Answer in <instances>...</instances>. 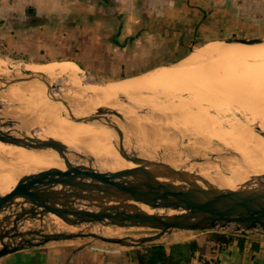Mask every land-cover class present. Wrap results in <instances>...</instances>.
<instances>
[{
	"label": "rangeland",
	"instance_id": "1",
	"mask_svg": "<svg viewBox=\"0 0 264 264\" xmlns=\"http://www.w3.org/2000/svg\"><path fill=\"white\" fill-rule=\"evenodd\" d=\"M54 1L47 6H30L22 9L4 8L1 7L0 2V21L5 19L9 22L6 27L1 29L0 58L7 60L8 62L35 65L64 61L72 62L80 67L84 79H89L91 80V83L99 86L102 84L105 85L135 78L138 79L140 76L141 78H144L148 76V74L164 68L176 70L178 73L188 70L187 75H180V86L183 88L178 89V92L175 91L176 85H172L163 88V91L157 90L158 92L160 91L159 93L157 91H153L154 93L144 92L143 94H146L144 96L150 98L140 97L138 102L132 97L124 95L138 105L137 108H132L126 105L134 110L132 111L133 114H131L132 112L130 114L121 113V108L116 109L129 121V126H127L116 118L119 127L125 134L124 146L128 144L127 146L131 148V151L138 152L142 156L144 155L143 157H146L147 159L149 158L150 162L152 160L160 161L162 158L161 161L165 163L167 161V163H171L170 165L172 166H174L175 163L177 166L174 167L176 168L184 169L192 173L203 174L208 179H214L219 176L232 177L231 171H236L238 165L243 168V164L240 162L239 153H236L234 150L232 151L236 144L235 146L233 144L226 146L218 143L216 134L219 133L220 129L215 128L218 130L217 133L215 129H211V124H208L209 120L208 123L204 121L199 123L202 118L197 113L208 112L209 114H212L213 118L216 117L217 121L221 120L220 122L223 123L225 120L221 125L224 129H228L230 125L234 124L238 125L237 128H239L240 131L245 130L246 132H252L255 135H259L261 130L258 129L257 125L252 123L250 125V123H247L252 122L249 118L250 113L245 110L243 111V109L240 108V106L237 107V105H231L229 108L226 107L224 109L208 107L207 104L199 101V97H194L193 94L204 97L201 93L203 90L206 92H209L211 89L219 91L223 90L222 85L225 81H228V77L232 78V76L236 74H246L247 78H252L253 75H257L264 70V54H259V57L258 55L257 57L254 56L257 60H254L253 66L244 69L239 66V61H236L233 65L226 66L225 63L228 58L230 59V56L229 54L223 53L229 49L264 47L263 45L247 46L226 43V40L234 37L264 38V15L260 18L261 22H259L260 20L254 16L253 0H223L221 2H216L214 0L212 3L213 8L217 7V9H224L235 15L234 19L237 20L236 22L231 18V21L225 24L218 23L217 19H212V16H210V23L207 25L204 24V21L208 17H202L201 20L195 18L194 21L192 16H190L189 8L185 10L183 9L181 15L185 17L179 19H184V21L186 20L187 22L185 21L179 26H181L180 30L185 32V34L187 33L186 35L191 36L186 39H180L182 36L185 37V34L182 36L178 35V24L157 25L151 23L153 20L151 15L155 14L154 16H156V14H161L163 12L170 13L172 8L169 7L164 9H154L151 7L123 8L118 7L117 4H119V2L116 0H113L110 4L105 6L99 5L97 0H78L79 2H77V0ZM30 9H34V12H30ZM131 14H135V16H132ZM20 17L25 19L23 20L24 22L21 23ZM131 17L136 18L134 22H130ZM164 19L166 20L168 18L166 17ZM199 21H201V23H198ZM1 24L2 23H0V27ZM160 27L163 30H161ZM200 28L204 29L202 34L203 38L200 35ZM206 28L207 30H205ZM117 32L120 33L119 40L122 43H126L127 39L131 36H136V39L134 42L126 44L125 47L117 46L112 40V37L116 35ZM195 35H197L196 38ZM211 44L217 46V53L215 52V54H211L212 56L202 54L201 52ZM224 49L225 51L221 52V50ZM236 54H238V51ZM174 65L176 66L172 68ZM120 75H124V77H120ZM84 82L85 81L82 83L83 85H85ZM186 89H189V91L191 90L192 92H188ZM250 90L251 87H249L244 94H247ZM90 94L91 93H88V96ZM150 95H154L155 97ZM118 97L119 95H116L115 100L120 102ZM222 99L227 100L226 98H220L219 100ZM47 101L49 102V99ZM44 102L36 101L34 107L21 104L24 105L26 109L35 108L33 109L35 115L37 114V111L40 113L36 116L38 118L39 115L44 113L42 111L53 106L52 103L42 105ZM222 102L225 101L222 100L220 104ZM0 103L7 105L16 102L8 101L7 103L0 99ZM40 104L42 105V111L37 109ZM123 105L125 104L123 103ZM104 106L115 109L111 105L104 104ZM201 106L203 108L199 109ZM85 108L89 113H93L96 110V107L94 108V106H85ZM236 108L238 109L237 111L235 110ZM244 115L247 116V119L243 117ZM198 116L200 118H197ZM58 117L66 119L62 112ZM223 117L225 119H223ZM193 120L194 126L192 123H189ZM46 121L52 122L47 119ZM55 122L58 125H64L58 121ZM196 124H199L204 131L200 127H197L199 125ZM180 126H182V129H180ZM183 126H185V128H183ZM209 127L213 131L209 130ZM44 128L43 126L41 127L38 125L31 128L27 127V131L28 133L37 135L39 138L48 137L49 134ZM81 129H83V126H81ZM106 129L115 132L114 129ZM227 129H225V131ZM198 130H202L203 133L202 131L200 133L197 132ZM137 131L140 132V135L137 134L139 133ZM226 132L229 133L230 131L228 132L227 130ZM45 133L48 135H45ZM93 135L95 136L96 133L93 134V132L86 131L83 140L82 138L78 140L79 144L87 145L96 149V146L93 144L107 141V139H100L97 141L96 139L91 138ZM115 136L111 138L112 141L118 139L116 132ZM223 136L224 134L222 137ZM226 136L224 137L226 138ZM163 138L166 139L165 141H167V143L163 141ZM160 142L162 144H160ZM201 143L205 144L202 146ZM117 144L119 145L118 140ZM165 144L172 145L166 147ZM232 146L234 147L232 148ZM109 147L110 148L99 149L104 154L102 155L103 158L95 159L96 164L102 171H122L123 169H116V165L119 162L132 163L126 161L123 157H119L118 152L125 150L123 146L118 148H113L112 146ZM136 147H139L141 150ZM229 147H231V149H229ZM0 148L3 150L0 151V180L9 181V188H11L14 184V180H18L20 177L28 173L24 171V174L18 167L19 160L17 157L25 154L21 148L8 146L3 143H0ZM80 148L81 147H78V149ZM82 148L81 150L93 156L85 148ZM170 152H173V154ZM158 153L161 154V156ZM170 154L171 157L174 155L172 159H175L169 161V158L171 159V157L168 158ZM232 157L233 159L234 157L235 159L237 158V165L229 163V158ZM72 161L77 162L73 157ZM253 175L254 174L252 173V176ZM252 176L251 174L249 175V180ZM0 186L2 185L0 184ZM1 190L5 189H0V191ZM17 209H20V207L17 206L16 210ZM153 212L156 214L170 213L162 210H154ZM55 217L54 215H48L43 222L31 219L23 225L22 231L38 230L43 231L45 234L86 232L109 238L130 237L134 239L154 236L157 233V231L148 228L104 226L102 224H86L69 227L58 217L57 219H55ZM227 232H230V230ZM203 234L205 233L175 232L164 236L157 241V243L170 245L175 242L198 238L200 236L202 237ZM47 245L64 247L71 251L84 248L89 249L93 246L101 248L102 246L109 250L131 254V257L135 255L138 249L121 248L116 245L101 242L94 238L52 242Z\"/></svg>",
	"mask_w": 264,
	"mask_h": 264
},
{
	"label": "water",
	"instance_id": "2",
	"mask_svg": "<svg viewBox=\"0 0 264 264\" xmlns=\"http://www.w3.org/2000/svg\"><path fill=\"white\" fill-rule=\"evenodd\" d=\"M226 43L259 46L264 45V38L234 37L226 40ZM26 73L44 78L50 91L57 89L45 74ZM16 83L0 76V84L3 85L0 92ZM118 99L132 108L138 107L125 96ZM49 101L42 105H58L63 116L71 122H96L114 129L118 136L114 143L118 140L119 145L124 146L125 134L116 118L127 126L129 121L117 110L100 106L89 113L85 106L61 95L51 96ZM13 105L22 106L21 103ZM4 107L0 103V110ZM75 107L82 109L84 115H75ZM0 143L31 152L53 151L70 170L68 173L48 170L23 175L9 193L0 195V259L27 248H42L52 242L86 238L121 248L141 249L161 245L157 241L175 232L246 235L257 231L264 236V177L252 176L248 183L233 190L219 188L203 174L179 169L163 161H156L159 168L156 174L137 169L106 172L98 167L93 156L74 148L69 142L53 137L39 138L28 133L27 125L22 120L2 113ZM72 157L77 162L72 161ZM122 157L128 162L144 163L136 157L130 158L124 154ZM254 179L259 182L250 184ZM17 206L20 209L16 210ZM143 207L152 212L162 210L170 213H149ZM48 215L60 218L71 227L102 224L148 228L157 233L134 239L109 238L86 232L45 234L38 230L22 231L23 223L31 219L43 222Z\"/></svg>",
	"mask_w": 264,
	"mask_h": 264
},
{
	"label": "bare ground",
	"instance_id": "3",
	"mask_svg": "<svg viewBox=\"0 0 264 264\" xmlns=\"http://www.w3.org/2000/svg\"><path fill=\"white\" fill-rule=\"evenodd\" d=\"M216 51H217V46L211 44L207 46L206 49L201 53L206 54V55H211L213 53L215 54ZM222 51H225V49L221 50V52ZM237 51H238V54H236ZM223 53L229 54L230 56V59L228 58L225 63L226 66L233 65L236 61H239V66L241 68L246 69L250 66H253L254 60H257V58H255L254 56L257 57L258 55L259 57V54H264V47L263 48H259V47L249 48V49L242 48V49H233V50L229 49L228 51L223 52ZM187 71L188 70H186L185 72L178 73L176 72V70L164 68V69H159L158 71L156 70L148 74V76L144 78H141L140 76L138 79L135 78V79L124 80V81L115 82V83H108L105 85L102 84L99 86V85L91 83V80L89 79L88 80L84 79V76H83V73L80 67H78L72 62L64 61V62H52L48 64L35 65V64H22L19 62L17 63L8 62L7 60L0 58V76H4L6 80H14L17 82L15 85L10 86L6 90L0 92V99L7 103L8 101H15L16 103H22L24 105L34 107V103L36 101L37 102L45 101L46 103L49 97L61 95L64 98L72 102L79 103L86 107L94 106V108L96 107L97 109V107L101 105L104 106L105 104V105H111L112 107L115 108V110L117 108H121V111H120L121 113L130 114L134 110L130 109L126 105H123V103H120L121 101L119 102L115 100L116 95L130 96L133 99H135V101L138 102V99L140 97H146V98L148 97V96H144L146 95V94H143L144 92L154 93L157 90H162L163 88L170 87L172 85H176L175 91L178 92V89L183 88L182 86H180V83H181L180 75L182 76L187 75L188 73ZM26 72L45 74L51 80V83L57 86V89L55 91H50L46 83L44 82V78H42L41 76H30ZM83 81H85L84 82L85 85L82 84ZM0 87H3V85L0 84ZM249 87H251V90L247 94H244V92H246V90L249 89ZM222 89L223 90L221 91L211 89L209 92H206L205 90H203V92L201 93L204 97L197 96V94H193V95L194 97H199L200 98L199 101L201 103L207 104L208 107L224 109L226 107L229 108V106L231 105H237V107L240 106V108H242L243 111L245 110L248 113H250V117L249 116L248 117L250 118L252 122H247V123H250V125L251 123L255 124L257 125L258 129L261 130L259 132V135L257 134L255 135L252 132H246L245 130L240 131L239 128H237L238 125L232 124L230 126L227 125L229 126L228 129L225 128L228 130V132L230 131L229 132L230 134H229L226 132L227 130L225 131V129L221 126L225 120L222 123L220 122L221 120L217 121L216 117L213 118L212 114H209L208 112H203V113L198 112L197 113L202 118L201 121H199V123L203 121L208 123V120H209L208 124H211L210 125L211 129L212 128L220 129L219 133H217L218 130L215 129L217 133L216 135L218 138V143L222 145H226V146L230 144H233L235 146L236 144L235 147L232 146V148L234 147L232 151L234 150L236 153H239L240 162L243 164V168H241L238 165L237 167L238 169L236 171H231L232 177L219 176V177H215L214 179H209V180L219 188L237 190L240 186L245 185L246 183L250 181L249 175L251 174L252 176V173L254 174L253 177H256V176H258L259 178L264 177V70L261 73H258L257 75H253L252 78H247L246 74H236V75H233L232 78L228 77V81H225L223 83ZM186 91L190 92L191 90L189 91V89H186ZM184 92H181V93H184ZM88 93H91L92 95L90 94L88 96ZM150 96H154V95H150ZM220 98H226L227 100L222 99L225 102H222L220 104V102L222 101V100H219ZM24 105L20 107H14L13 104H7V105H4L5 106L4 109L0 110V113L5 114L7 116L16 117L22 120L27 125L28 128L35 127L38 125H40L41 127L43 126V128L45 127L44 129L49 134L48 135L45 133V135H48V137H53V138L67 141L76 149H78V147H81V148L83 147L82 149L85 148L88 152H90L95 157L96 160L102 159L103 158L102 155H104L102 151H100L99 149L110 148L109 146H112L113 148L121 147L117 143H114L115 141L111 140V138L115 136V132H112V130L110 131L103 126H100V124H97L96 122H91L87 124H76L74 122L68 121L67 119L59 118L58 116L62 112V109L58 105H54L52 103L53 106L49 107V109L45 111H42V108L41 109L37 108L38 110H41L42 112H44L41 115H39L38 118L36 116H38V114L40 113L37 111V114L35 115V112L33 110L35 108L26 109ZM75 108H74L75 115L77 116L84 115L83 113L84 111L82 109H79L77 107ZM202 108L203 107L201 106L199 109H202ZM28 110H30L31 112ZM235 110L237 111L238 109L236 108ZM131 114H133V112ZM243 117L247 119L246 115H244ZM197 118H200V117L198 116ZM46 119L51 120L52 122L46 121ZM223 119L225 118L223 117ZM55 121H58L59 123L64 124V125H58ZM189 123H192L193 125L194 120ZM196 125H199V124H196ZM81 126H83V129H81ZM197 127H200V125ZM248 127L250 128L249 125ZM183 128H185V126H183ZM207 128H206V131H207ZM180 129H182V126H180ZM211 129L209 127V130ZM3 131L6 132L10 130L3 129ZM86 131L91 132V133L93 132V134L96 133V135L95 136L93 135V137L91 138L96 139L97 141L100 139H107V141H101V143L93 144L96 146V149L90 146H87V145H80L78 140L81 138L83 140V136L86 133ZM201 131L198 130L197 132L200 133ZM137 134L140 135V132ZM223 134L224 136L226 135L228 136H226V138L224 136L222 137ZM165 140L166 139H164L163 141L167 143V141ZM236 141L238 144L236 143ZM161 142L160 144H162ZM204 144H202V146ZM127 145L123 146L125 150L118 152L119 157H122V154H124L131 158L136 157L139 160H143L144 163L140 161H136L132 163L119 162L116 165L117 170L137 169L139 171H147L151 174H156L159 172V168L156 165V161L152 160L150 162L149 158L147 159L146 157H143L144 155L142 156L138 152L136 153L134 151H131V148H129V146ZM168 145L169 144H167L166 147H168ZM136 148L140 149L139 147H136ZM21 149L25 155H21L20 157H17V159L19 160L18 167L22 170L23 173L24 171L28 172L26 174L38 173L40 171H48V170H56L62 173H68L70 171L67 165L62 163L58 155L53 151L31 152L23 148ZM229 149H231V147H229ZM0 151H3L2 148H0ZM171 154H173V152ZM171 154L170 156H168V158L171 157ZM159 155L161 156V154ZM173 156L174 155H172V157ZM172 157L171 159L169 158V161L175 159V158L172 159ZM236 159L235 157L234 159L233 157L229 158V163H231L232 165H235V164L237 165ZM174 166H177V165H175L174 163ZM226 168L228 169L227 166ZM258 182H259L258 179H254V181H252L250 184L255 185ZM17 183H18V180H14L13 186L9 188L10 186L9 181L0 180V184L2 185L0 186V189H5V190H1L0 194L4 195V194L9 193L17 185ZM143 209L145 211H148L149 213H153L147 207H143ZM55 219H57V217H55Z\"/></svg>",
	"mask_w": 264,
	"mask_h": 264
},
{
	"label": "crops",
	"instance_id": "4",
	"mask_svg": "<svg viewBox=\"0 0 264 264\" xmlns=\"http://www.w3.org/2000/svg\"><path fill=\"white\" fill-rule=\"evenodd\" d=\"M54 0H1V7L4 8H14L22 9L30 6H47L50 5ZM56 1V0H55ZM54 1V2H55ZM68 1V0H67ZM76 1V0H75ZM119 2L118 7L123 8H172V10L166 13L151 15L153 24H180L185 22V16L181 15L182 10L189 8V13L191 14L193 20L195 18L200 19L202 17H208L204 21V24L210 23V16L212 19H217L218 23H229L231 18L234 22L233 14L230 11L224 9H217L212 7L214 0H116ZM122 3H121V2ZM151 1V2H150ZM216 2H221L223 0H215ZM253 14L260 20L261 16L264 15V0H253ZM48 2V3H47ZM77 2H79L77 0ZM85 5V4H84ZM34 10V9H33ZM169 11V10H168ZM34 12V11H33ZM167 14V15H166ZM135 16V14H131ZM128 16V15H127ZM150 16V15H147ZM168 19H164V18ZM187 17V16H186ZM264 17V16H263ZM21 23L25 20L20 17ZM135 17H131L130 22L135 21ZM172 19V20H170ZM178 19V20H175ZM221 19V20H220ZM191 20V19H190ZM220 20V21H219ZM193 21V22H194ZM187 22V21H186ZM261 22V20L259 21ZM0 33L1 29L8 25V21L3 19L0 21ZM198 23H201L199 21ZM161 30H163L160 27ZM203 28H200V35L203 38ZM207 30V28L205 29ZM214 43V42H209ZM207 43V44H209ZM23 223L22 225L26 224ZM207 234V233H205ZM202 237L193 238L185 241L175 242V243H185L191 240H197L202 249L196 253L190 264H264V236L257 231H251L246 235H241L244 237V247L243 249L238 245L237 241H234L231 245L226 248L220 249L219 247H213L206 245L207 243ZM212 243V242H210ZM0 264H136L128 253L123 252H110L102 253L91 248H84L80 250H69L64 247H53L44 246L42 248H27L25 250L16 252L11 255H7L0 259Z\"/></svg>",
	"mask_w": 264,
	"mask_h": 264
},
{
	"label": "trees",
	"instance_id": "5",
	"mask_svg": "<svg viewBox=\"0 0 264 264\" xmlns=\"http://www.w3.org/2000/svg\"><path fill=\"white\" fill-rule=\"evenodd\" d=\"M113 0H97L99 5L105 6L110 4ZM159 25V24H157ZM178 24V35L182 36L185 34L180 30ZM187 34V33H186ZM182 36L183 38H190V35ZM120 33L117 32L116 35L112 37L113 42L120 47H125L129 42H134L136 36H131L127 39L126 43H122L119 40ZM197 35H195L196 38ZM123 74V73H122ZM136 75V74H134ZM124 77V75H120ZM204 239L207 243L206 245L219 247L220 249L226 248L231 245L234 241L238 242V245L243 249L245 239L241 235H233L226 233L210 232L204 235ZM212 242V243H210ZM202 249L201 244L197 240H191L185 243H173L170 245H153L150 247H145L142 249H137L134 256L131 257V254H128L129 257L136 264H190L193 258L196 256V253Z\"/></svg>",
	"mask_w": 264,
	"mask_h": 264
},
{
	"label": "built area",
	"instance_id": "6",
	"mask_svg": "<svg viewBox=\"0 0 264 264\" xmlns=\"http://www.w3.org/2000/svg\"><path fill=\"white\" fill-rule=\"evenodd\" d=\"M93 249H95L96 251H100L102 253H110V252H114L115 250H109V249H106V248H96L94 247ZM115 252H120V251H115Z\"/></svg>",
	"mask_w": 264,
	"mask_h": 264
}]
</instances>
